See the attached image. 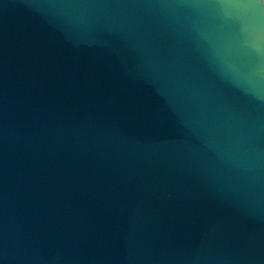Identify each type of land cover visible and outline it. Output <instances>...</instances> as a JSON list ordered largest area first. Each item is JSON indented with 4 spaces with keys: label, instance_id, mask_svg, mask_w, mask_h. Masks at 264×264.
<instances>
[{
    "label": "water",
    "instance_id": "water-1",
    "mask_svg": "<svg viewBox=\"0 0 264 264\" xmlns=\"http://www.w3.org/2000/svg\"><path fill=\"white\" fill-rule=\"evenodd\" d=\"M0 264H264V0H0Z\"/></svg>",
    "mask_w": 264,
    "mask_h": 264
}]
</instances>
